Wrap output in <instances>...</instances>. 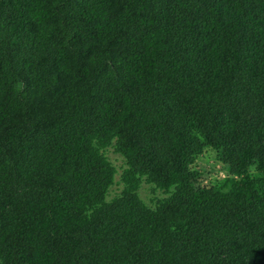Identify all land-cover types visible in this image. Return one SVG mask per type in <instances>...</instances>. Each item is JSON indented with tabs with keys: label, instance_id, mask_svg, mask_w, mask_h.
I'll return each instance as SVG.
<instances>
[{
	"label": "trees",
	"instance_id": "trees-1",
	"mask_svg": "<svg viewBox=\"0 0 264 264\" xmlns=\"http://www.w3.org/2000/svg\"><path fill=\"white\" fill-rule=\"evenodd\" d=\"M0 264H264V0H0Z\"/></svg>",
	"mask_w": 264,
	"mask_h": 264
},
{
	"label": "rangeland",
	"instance_id": "rangeland-1",
	"mask_svg": "<svg viewBox=\"0 0 264 264\" xmlns=\"http://www.w3.org/2000/svg\"><path fill=\"white\" fill-rule=\"evenodd\" d=\"M108 155L110 157V159L112 160V162L116 165V167L118 168V174H117V180L120 179V173L123 169L124 166V160L122 158V156H120L119 154H116L113 149H110L108 151ZM198 165L202 166V168L206 171L205 175L207 177V179H205V183L209 184L213 179H215L216 177H218V174L223 171V169H219V166H217L216 170L212 169V161H208L207 157H200L199 161H198ZM121 188V185H116L114 187L115 190H119ZM140 195L142 197V199L144 201H146L147 203H150L151 200V192H150V188L149 185L144 184L140 190Z\"/></svg>",
	"mask_w": 264,
	"mask_h": 264
}]
</instances>
